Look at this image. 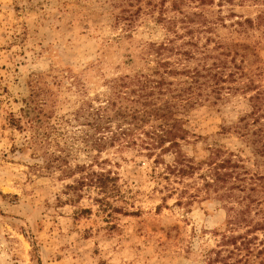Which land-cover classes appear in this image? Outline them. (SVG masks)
Instances as JSON below:
<instances>
[{"label": "rangeland", "instance_id": "rangeland-1", "mask_svg": "<svg viewBox=\"0 0 264 264\" xmlns=\"http://www.w3.org/2000/svg\"><path fill=\"white\" fill-rule=\"evenodd\" d=\"M168 40L183 53L168 55L183 72L169 81L226 67L221 98L209 92L189 110L191 130L252 158L234 128L253 111L250 97L264 98V0H0V264H217L216 251L239 245L245 229L232 231L223 199L189 188L198 202L178 206L186 197L152 161L93 145L92 113L151 74L145 52ZM92 171L119 176L114 208L94 190L71 200Z\"/></svg>", "mask_w": 264, "mask_h": 264}, {"label": "trees", "instance_id": "trees-1", "mask_svg": "<svg viewBox=\"0 0 264 264\" xmlns=\"http://www.w3.org/2000/svg\"><path fill=\"white\" fill-rule=\"evenodd\" d=\"M129 28L124 29L129 31ZM174 52L175 55H183L181 47L175 46L172 40L148 46L145 54L154 56L157 66L151 69V74H137L136 80L125 76L121 81L130 79L134 88L128 93L115 94L116 98H110L92 113L95 123L89 125L95 126L96 133L100 134L93 145L102 153L119 144L118 149H132L137 157L152 161L154 174L169 181V192L172 195L178 193L181 199L186 197L185 201L176 202L178 206L191 208L198 202L199 194L191 192L187 195L189 188L203 191L205 200L223 199L228 208L230 228L233 232L240 229H245V232L237 236L239 245L235 250L219 249L215 252L216 263L264 264L263 93L258 91L250 97L253 111L234 128L235 133L252 148V158L246 159L216 142L205 144L208 138L199 136L189 127V110L200 104L201 97L205 98L209 92V101L221 98L225 87L220 84L228 81L223 71L226 67L223 65L222 69L216 64L203 66V72H192L183 86L181 81L176 83L168 79L169 76L183 74L174 65L180 60L173 64L168 58ZM191 54L184 53L186 56ZM232 76L229 74V77ZM250 90L251 85H244L241 89L244 94ZM199 143L205 146L201 150L204 155L197 148ZM65 164V172L74 175L76 169ZM79 168L82 171L87 169L86 166ZM118 182L119 176L112 177V172L92 171L70 187L76 192L71 200L75 196L76 200L82 197L78 192L94 190L100 207L114 208L109 200L117 197ZM90 212L88 209L82 211L83 214Z\"/></svg>", "mask_w": 264, "mask_h": 264}]
</instances>
